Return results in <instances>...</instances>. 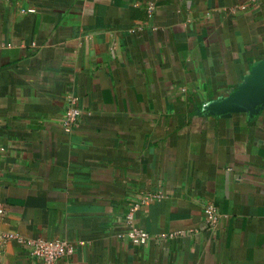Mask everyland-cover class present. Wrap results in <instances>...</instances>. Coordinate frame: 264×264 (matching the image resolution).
Listing matches in <instances>:
<instances>
[{
  "label": "crops",
  "instance_id": "obj_1",
  "mask_svg": "<svg viewBox=\"0 0 264 264\" xmlns=\"http://www.w3.org/2000/svg\"><path fill=\"white\" fill-rule=\"evenodd\" d=\"M263 63L264 0H0V264H264Z\"/></svg>",
  "mask_w": 264,
  "mask_h": 264
},
{
  "label": "built area",
  "instance_id": "obj_2",
  "mask_svg": "<svg viewBox=\"0 0 264 264\" xmlns=\"http://www.w3.org/2000/svg\"><path fill=\"white\" fill-rule=\"evenodd\" d=\"M65 112L63 117V126L65 130L70 131L74 126L78 116L81 113L79 106H77L76 96H70L66 100ZM151 195L142 197L141 203L147 202ZM139 202H135L128 210L126 214L127 229L124 234L130 241L135 244H146L151 239H161L165 237H172L174 234H151L138 226L134 225L133 215L139 207ZM204 212L206 216V222L213 226L218 218L217 208L208 203L204 206ZM3 241H16L22 244L30 257L39 259L43 264H55L57 260L62 257L71 255L74 251V244L67 238H53L47 239L43 237H24L17 233H6L1 236Z\"/></svg>",
  "mask_w": 264,
  "mask_h": 264
},
{
  "label": "water",
  "instance_id": "obj_3",
  "mask_svg": "<svg viewBox=\"0 0 264 264\" xmlns=\"http://www.w3.org/2000/svg\"><path fill=\"white\" fill-rule=\"evenodd\" d=\"M264 99V63L254 69L253 76L230 103L231 107H253Z\"/></svg>",
  "mask_w": 264,
  "mask_h": 264
}]
</instances>
